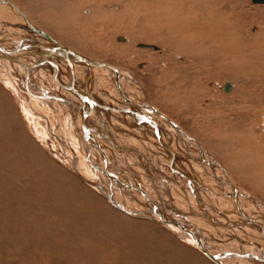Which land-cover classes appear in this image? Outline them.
Returning <instances> with one entry per match:
<instances>
[{
	"label": "rangeland",
	"instance_id": "rangeland-1",
	"mask_svg": "<svg viewBox=\"0 0 264 264\" xmlns=\"http://www.w3.org/2000/svg\"><path fill=\"white\" fill-rule=\"evenodd\" d=\"M90 1L94 4L102 3L103 9L91 18L86 16L85 19L79 7L87 2L83 8L90 13L93 7L92 4L89 6ZM169 2L173 6L166 10L163 5L166 6ZM186 2L205 6L209 1L8 0L6 10L11 12L9 15L20 20L27 13L26 7H31V21L43 24L56 38L63 39L82 54L106 60L124 69L125 73L142 82L150 98L159 106L160 102L167 103L168 98L184 96L186 92L183 90H195V94L189 96L191 101L186 99L192 113L179 114L174 109L167 111L161 106L162 109L171 119L178 120L181 127L193 136H211L212 142L208 143L211 153L218 157L219 162L222 161L219 157L227 156L234 160V165L243 168L247 180L250 181L238 180L239 187L249 189L248 192L259 197L258 201L262 199L260 202H264V198L258 196V187L264 190V80L244 84L235 77L242 78L243 70L239 74L235 72L233 77L227 69L216 67L219 60H224L238 64L241 69L250 63L264 71V3H254L252 0L214 2L215 5H225L226 9L219 15L221 21L232 22L240 27V30H233L238 37L237 42L239 40L242 50L250 49L254 58L247 62L248 57L240 59L225 52L224 58L212 54L192 65V61L184 63L181 60L184 67H179L178 76L188 77L187 72L192 70L193 73L189 76L188 86H183V90L177 92L172 87L175 72L167 67V63L170 66L169 61L159 64L155 60L165 53L163 46L155 40L159 30L163 31L164 27H159L161 29L158 30V23H164L162 18L166 14L177 16L183 11H192ZM14 6L22 16L13 9ZM231 8L236 13H230ZM23 9L26 11L23 12ZM48 9L50 15L46 16ZM77 16L81 20L85 19L82 24H76ZM187 22L182 21L186 24ZM249 32L254 36L255 33H261V37L251 42L247 38L244 40ZM118 37L123 39L119 40ZM150 44L157 45L158 48L153 49ZM21 60L28 69V61L24 58ZM189 65L191 69H184ZM39 70L38 73H30H33L34 81L42 87L44 84L45 88L50 80ZM169 77L173 82L165 81ZM40 81L44 83L41 84ZM228 83L234 85L231 89H224L223 86ZM109 88L112 93H118L113 87ZM164 88L171 91L167 93V97L162 92ZM237 94H242L243 97ZM201 96L203 98L199 100ZM30 99L8 62L0 57V264H218L160 223L144 217H131V214L106 201L98 190L87 184L74 170L72 153L65 150L61 140L55 137L57 117L52 108L35 105ZM199 102L206 108L196 109ZM113 141L116 148L114 154L119 158L122 152L116 140ZM230 142H233L232 146ZM83 160L80 159L79 170L90 174ZM253 165L258 168L249 169ZM129 173V170L119 169L118 176L111 174L109 178L113 188L120 189L121 196L141 206V198L133 192L134 181ZM167 197L170 200L173 198L171 206L178 200L184 202L176 192L172 198ZM156 202L162 204L161 201ZM163 205L166 203L163 202ZM260 208L257 207L258 210Z\"/></svg>",
	"mask_w": 264,
	"mask_h": 264
},
{
	"label": "bare ground",
	"instance_id": "bare-ground-1",
	"mask_svg": "<svg viewBox=\"0 0 264 264\" xmlns=\"http://www.w3.org/2000/svg\"><path fill=\"white\" fill-rule=\"evenodd\" d=\"M0 1V57L4 62H8L31 102L41 107L52 108V112L55 113L53 114L57 117L55 137L61 140L66 147L65 150L68 149L72 153L73 168L75 167L74 170L87 184L98 190L106 201L131 214V217H144L160 223L218 264H264V202H260L262 199L258 201L259 197H255L253 192V194L248 192L249 189L239 187L238 180L241 182L249 180L246 178L245 170L234 165V160L228 159L227 156L219 157L222 160L219 162L218 157L209 149L211 136H193L181 127L178 120L171 119L161 107H165L167 111L174 109L184 115L192 111L186 99L191 101L189 96H193L195 90H183L182 87L188 86L189 76L193 70L187 72L188 77L178 76L179 67H184L180 63L181 60H184V63L192 61V65L212 54L224 58L225 52L240 59L248 57L247 62L254 58V53L249 48V51L242 50L239 40L237 42L238 37L233 30L240 27L232 22L221 21L219 15L226 9L225 5L214 4L220 0H208V6L186 2L192 9L191 12L181 11L182 13L177 16L166 14L162 18L164 23L161 25L158 23V30L161 29L159 27L164 28L161 32L159 30L155 41L163 46L165 53L154 58L157 63L169 61L170 66L167 63V67L175 72L172 87L177 92L181 90L186 92L184 96L181 95L182 98L171 97L167 103L160 102L161 106L150 98L142 82L125 73L124 69L106 60L82 54L63 39L56 38L43 24L31 21L33 18L31 7H26L27 13L22 16L14 6L13 9L15 8L14 10L22 16L17 20L6 10L8 0ZM253 2L264 3V0ZM86 3L83 2L79 7L85 19L86 16L91 18L98 11L102 12V3L94 4L92 1L88 3L89 6L90 4L93 6L91 12H85L83 6ZM163 6L169 10L173 5L169 2ZM232 8L229 12L236 13ZM25 11L23 9V12ZM49 12V9L45 12L46 16L50 15ZM84 20L78 17L76 24H82ZM184 20L188 21L187 24L182 23ZM260 34L255 33L254 36L250 33L244 40L247 38L251 42L261 37ZM118 39L121 40L123 37ZM134 40L135 38L132 39ZM149 46L153 49L158 48L153 44ZM204 53H207V56ZM23 58L28 61V69L22 63ZM216 67L227 69L233 77L235 72L239 74L243 70L242 78L235 77L244 84L264 80L262 79L264 71L250 63L241 69L238 64L219 60ZM189 68L190 65L184 69ZM39 69L50 80V84L45 88L44 81L43 83L40 81L42 87L34 81L33 73H30L33 71L38 73ZM165 81L173 82L170 77ZM108 85L118 93H112ZM225 85L223 88L228 90L234 84ZM162 92L164 97H167L169 90L164 88ZM201 98L203 96L199 97V100ZM200 102L196 104V109H205L206 106L200 105ZM113 139L118 143L122 159L114 154L116 148ZM230 143L232 146L233 142ZM80 159H84L90 174L79 170ZM121 168L130 171L129 175L134 181L132 186L135 187L133 192L135 196L141 198L139 200L141 206L136 205L137 202H129L121 196L120 189L113 188L109 176H118L117 171L122 170ZM257 168V165L249 167ZM258 188L260 190L258 196L264 198V190ZM168 192L178 193L184 202L178 200L171 206L173 194L169 195ZM167 196L172 199H168ZM156 200L162 204L160 202L158 204ZM163 202L166 205H163ZM178 203L180 205H177ZM257 207L261 208L258 210Z\"/></svg>",
	"mask_w": 264,
	"mask_h": 264
},
{
	"label": "water",
	"instance_id": "water-1",
	"mask_svg": "<svg viewBox=\"0 0 264 264\" xmlns=\"http://www.w3.org/2000/svg\"><path fill=\"white\" fill-rule=\"evenodd\" d=\"M253 1H263V0H253Z\"/></svg>",
	"mask_w": 264,
	"mask_h": 264
}]
</instances>
